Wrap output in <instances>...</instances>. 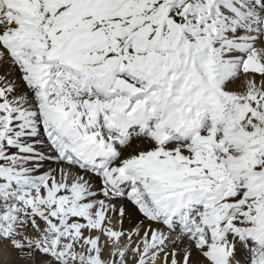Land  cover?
<instances>
[{
  "label": "snow or ice",
  "instance_id": "snow-or-ice-1",
  "mask_svg": "<svg viewBox=\"0 0 264 264\" xmlns=\"http://www.w3.org/2000/svg\"><path fill=\"white\" fill-rule=\"evenodd\" d=\"M0 264H264V0H0Z\"/></svg>",
  "mask_w": 264,
  "mask_h": 264
}]
</instances>
